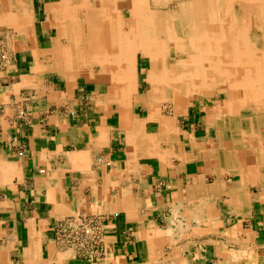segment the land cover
<instances>
[{
    "label": "crops",
    "instance_id": "1",
    "mask_svg": "<svg viewBox=\"0 0 264 264\" xmlns=\"http://www.w3.org/2000/svg\"><path fill=\"white\" fill-rule=\"evenodd\" d=\"M25 2L27 37L0 58V264H264V169L234 170L231 129L229 143L206 118L220 99L190 101L163 137L158 120L143 122L141 48L130 72L77 73L62 56L65 0ZM78 213L103 217V258L56 240Z\"/></svg>",
    "mask_w": 264,
    "mask_h": 264
},
{
    "label": "bare ground",
    "instance_id": "2",
    "mask_svg": "<svg viewBox=\"0 0 264 264\" xmlns=\"http://www.w3.org/2000/svg\"><path fill=\"white\" fill-rule=\"evenodd\" d=\"M218 1L223 8L215 13L210 11L215 5L211 6L209 0H154L153 4L150 0H65L67 8L59 21V33L66 40L62 56L67 68L72 60L78 62L77 73L85 72L91 60L103 62L106 69L102 73L116 76L119 71L131 70L129 63L141 48L150 57L148 78L152 83L148 91L149 114L143 122L158 120V133L163 137L176 132L175 120L162 113L159 103L163 94H170L174 112L178 114L185 113L191 92L214 94L218 87L226 98L217 100L214 111L206 118L230 127L235 143L233 152L242 155L234 170L248 175L264 160V0H234L240 3L238 9L233 0ZM0 2V23H13L20 34L26 32L31 16L25 0ZM70 6L74 9H69ZM82 9H90L88 12L94 15L88 21L89 34L81 21L74 23ZM124 9L128 11V19ZM252 31H256L254 36ZM231 112L236 116L233 122Z\"/></svg>",
    "mask_w": 264,
    "mask_h": 264
},
{
    "label": "rangeland",
    "instance_id": "3",
    "mask_svg": "<svg viewBox=\"0 0 264 264\" xmlns=\"http://www.w3.org/2000/svg\"><path fill=\"white\" fill-rule=\"evenodd\" d=\"M151 1V4L154 3V0H150ZM234 1V0H233ZM209 3L211 6L215 5L214 8H212L211 6V9L210 11H213V12H219L220 10H222V4L219 5V1L218 0H212L210 1L209 0ZM234 5H235V8L238 9L240 7V3L237 2V1H234ZM87 8H90V6ZM86 8V9H87ZM86 9H82L80 10L79 14L77 17L78 20H77V17L75 18L76 20H74V23H76V21H81L82 22V27L83 29H85V33L86 34H89L90 32L88 31V27H89V18H93L94 15H92L91 13H89L88 10ZM73 10V9H71ZM124 12H125V17L126 19L129 18V15H128V11L126 9H124ZM216 16H219L218 14H216ZM86 17V18H85ZM88 17V18H87ZM91 18V19H92ZM9 22L6 23L5 25V22L4 23H0V58L1 59H5V58H8V56L10 55L9 53L13 50H15L14 48H17L18 46V43H19V39L17 40V34L18 36H25L26 32H22L21 34L19 33V29H17V27H15V25H13V23L10 24L9 26ZM9 26V27H8ZM8 27V28H7ZM14 30H13V29ZM3 29V30H2ZM11 29V31H10ZM10 31V32H9ZM257 31V29H256ZM256 31H252L251 32V35L254 36V33H256ZM13 32V33H12ZM8 35V36H7ZM11 36V37H10ZM27 37V36H25ZM12 41V42H11ZM14 41V42H13ZM16 41V42H15ZM13 43V44H12ZM2 45V46H1ZM83 47L85 48L86 47V43L83 42ZM7 53V54H6ZM5 56V58H4ZM150 65H151V62H150V57L148 55H146L143 51H141V67H143V71L144 73L145 72H148L149 71V68H150ZM87 66H90V68H93L96 70V72H103L106 68H104V64L103 62L101 61H89V64ZM142 70V69H141ZM150 84L151 83V80L149 79V81L147 83H145L144 87H145V90H148L150 88ZM149 86V87H148ZM218 87H216V93L212 94L210 97L213 99H220V100H224L226 98V93L224 91H220V89L218 90L217 89ZM167 90H170V89H167ZM166 90V91H167ZM166 91H164L166 93ZM201 91H194V92H191L189 97H188V104H187V107H186V110H185V113L184 112H180L178 114H176L174 112V102L173 100L171 99V96L167 95V94H163L162 97H161V101H160V107L162 108V113L166 116H170L171 118H173L175 120V123L177 124V126L179 125H183L185 124V116L187 114V108L189 107L190 105V101L194 100V101H199L200 99H202V96L204 94L200 93ZM207 95V94H206ZM164 97V98H163ZM191 98V99H190ZM165 101V102H164ZM168 101V102H167ZM171 102V104H170ZM216 103V102H215ZM163 105V106H162ZM168 105V106H166ZM168 107V108H167ZM170 107V109H169ZM173 107V108H172ZM210 107V106H209ZM210 109V108H208ZM210 111V110H209ZM212 111H214V107L212 108ZM172 112V113H171ZM142 114H145L146 112L145 111H142L141 112ZM178 115V116H177ZM236 119V116L233 114V112H231L230 114V120L231 122H233L234 120ZM224 131L225 133L227 134L226 137L228 138V142H230L229 140V135H230V127H224ZM264 163V160L263 161H260L259 162V165L260 167H263L264 169V164H261Z\"/></svg>",
    "mask_w": 264,
    "mask_h": 264
},
{
    "label": "built area",
    "instance_id": "4",
    "mask_svg": "<svg viewBox=\"0 0 264 264\" xmlns=\"http://www.w3.org/2000/svg\"><path fill=\"white\" fill-rule=\"evenodd\" d=\"M103 226V217L99 215L83 213L69 215L57 223L56 240L77 249L86 259L99 260L107 253Z\"/></svg>",
    "mask_w": 264,
    "mask_h": 264
}]
</instances>
